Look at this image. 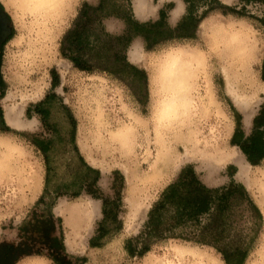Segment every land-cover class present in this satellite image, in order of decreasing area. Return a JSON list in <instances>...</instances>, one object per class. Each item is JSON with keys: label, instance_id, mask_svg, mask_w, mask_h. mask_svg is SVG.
Instances as JSON below:
<instances>
[{"label": "rangeland", "instance_id": "374dc122", "mask_svg": "<svg viewBox=\"0 0 264 264\" xmlns=\"http://www.w3.org/2000/svg\"><path fill=\"white\" fill-rule=\"evenodd\" d=\"M97 1L70 0L68 9L59 17L62 25L54 41L53 56H47L45 64L41 63L35 68L25 58L28 41L34 38L31 33L32 16L19 5L20 0H0L12 18V33L10 39L3 45L0 58L2 118L3 116L5 118V108L12 107L20 112L22 121L33 122L31 127L23 129H15L3 119L0 122L2 125L0 138L16 144L23 151L22 155L11 160L13 172L0 170V243L16 239L20 229L39 211L50 215L58 224V231L64 236L67 247L65 249L68 251V254L63 255L76 264H195L200 261L197 258L199 255L210 259L214 264H224L221 255L215 250L176 239L158 241L142 256H130L125 251V241L139 234L151 205L164 187L178 175L180 169L185 166L193 167L200 179L209 186L227 184L230 180L229 174L233 172V168L230 167L237 170L235 165L226 163L220 169L210 172L199 160H182L184 152L182 148L180 149L182 153L174 155L168 166H162L158 162L152 127L157 97L153 93L152 79L157 66L170 52L181 48H196L206 55L205 73L208 75L221 118L213 117L210 122H206L202 131L203 136L209 134V126L216 125L219 128L223 120L231 125L232 135L238 114L242 120L244 118L243 113L235 107L227 94L223 62L209 49V33L206 31L205 34H201L199 26L198 34L193 39L161 41L150 50L145 49L141 39L132 41L127 57L145 74L143 83H137L136 77L130 71L123 74V80L100 71L89 74L74 68L62 56L60 46L81 5L84 2L96 4ZM148 1L154 11L155 7H158V0ZM108 2L110 4L108 11L113 13L124 14L132 8L135 9L139 21H152L157 18L156 13L149 16L153 12L146 16L137 12L134 0ZM234 5L238 15L230 13L233 7L228 9L220 6L223 11L217 9L203 20L208 28L212 24H221L227 28L241 30L246 35L253 61L249 69L250 76L260 87L252 105L254 117L264 105V83L261 79L264 25L260 22L264 19V6L260 3H251L244 8V3L239 2ZM193 6L195 15H201L203 12L201 1L194 0ZM102 27L111 36L120 35L125 30L122 19L116 17L103 19ZM135 43L140 46V53L137 59H132L130 51ZM245 86L240 85L242 92L246 91ZM198 93L205 98L204 77L198 82ZM52 102L62 106L74 120L78 149L92 168H88L91 169L90 179L86 177L83 183L80 182L76 194L61 190L60 195L46 199L44 195L46 159L36 143V137L43 132L42 117L46 114H43L42 110ZM97 114L100 125L96 121ZM124 126L133 128L134 139L122 149L111 137L113 132ZM225 145L230 147V139ZM3 153V148H0V157ZM17 169L26 176L32 173L37 175L38 187L35 194L27 187L32 181H28L29 183L26 181V185H22L14 179L11 180L12 176L15 177ZM234 179L245 185L259 206L261 199L264 198L262 191L264 162L258 167L251 166L246 178L239 177L236 173ZM91 194L114 200L120 197L121 201L117 212L120 228L98 242L97 248L89 247V238L102 218L101 201L92 199ZM262 217L264 220L263 214ZM234 219L238 223L234 230L235 235L257 236L250 244L242 243L250 248L245 264H263L264 223L261 225L255 213L243 207L237 208ZM16 264H55V261L48 257H28L22 258Z\"/></svg>", "mask_w": 264, "mask_h": 264}, {"label": "trees", "instance_id": "16d2710c", "mask_svg": "<svg viewBox=\"0 0 264 264\" xmlns=\"http://www.w3.org/2000/svg\"><path fill=\"white\" fill-rule=\"evenodd\" d=\"M193 2L188 0L187 14L175 28L166 23L163 12L154 22H140L130 10L124 14L108 11V0H100L96 6L85 2L63 36L61 54L79 71L89 74L100 71L120 80H123V74L130 71L137 83H143V71L128 61L126 52L129 45L135 38L141 37L145 48L150 50L161 41L192 37L198 22L213 10V7L208 8L197 16ZM251 3L254 2L246 0L244 8ZM232 10L238 14L236 8ZM109 17L124 21L125 30L122 34L111 36L105 32L102 21ZM261 23L264 24L263 19ZM261 78L264 82V65ZM230 142L241 150L251 165L261 163L264 159V105L254 117L253 128L248 136L241 130L238 114ZM230 168H233L232 177L235 168ZM121 184H124L123 177ZM92 198L101 200L102 218L89 240V247L97 248L98 242L120 228L117 212L121 201L120 197L114 200L94 194ZM238 207L255 213L263 225L258 205L241 182L231 179L225 185L211 188L200 180L193 167L185 166L151 205L139 234L125 241V251L130 256H142L150 251L154 243L176 239L213 247L225 264H245L250 248L242 243L250 244L257 236L241 237L234 234L238 227L234 219Z\"/></svg>", "mask_w": 264, "mask_h": 264}, {"label": "bare ground", "instance_id": "6f19581e", "mask_svg": "<svg viewBox=\"0 0 264 264\" xmlns=\"http://www.w3.org/2000/svg\"><path fill=\"white\" fill-rule=\"evenodd\" d=\"M174 1L176 5L171 12L172 21H175L183 10L182 3L178 0ZM69 2L70 0H20L19 5L24 7L33 19L31 33L34 38L28 41V51L25 54L26 60L33 64V67L36 68L41 63L45 64L47 56L51 57L54 41L61 31L62 24L59 17L64 10L68 9ZM134 3L137 12L143 16L153 12L148 0H134ZM206 31L210 37L209 49L223 62L222 70L227 94L235 107L243 113L245 125H250L254 114L252 105L260 87L250 76L249 69L253 61L247 37L243 31L227 28L221 24H212L208 28L203 20L200 24V33L205 34ZM130 52L131 58L137 59L140 46L135 43ZM206 68V55L196 48H181L172 51L157 66L152 79L154 86L152 90L157 97L152 127L158 151V162L162 166H168L174 155L182 153L180 151L182 148L184 149L183 155L181 154L182 160H199L202 166L210 172L220 169L226 163H231L237 167V175L246 178L251 165L238 149L225 145L232 132L229 123L223 120L219 128L211 125L208 128L209 134L202 135L204 124L210 122L213 117H220L208 75L205 73ZM202 77H204L205 98L198 93V82ZM241 84L246 85V91H241ZM20 116L18 110L12 107L5 108V120L9 126L23 129L33 125L31 121H22ZM97 116L96 121L100 125L99 115ZM111 138L120 148L125 149L134 139L133 128L124 126L113 132ZM0 148L4 150L0 157L1 172L10 170L13 172L11 160L15 156L22 155V149L2 138H0ZM13 179L22 185H26V181H32L28 182L27 187L32 194L36 193L38 187L36 174L26 176L17 169L15 177L12 176L11 180ZM262 191L264 192V186ZM258 207L264 216V198L261 199ZM200 256L202 255L197 256L200 261L195 264H214L210 259ZM262 261L264 264V254Z\"/></svg>", "mask_w": 264, "mask_h": 264}, {"label": "flooded vegetation", "instance_id": "af4514ba", "mask_svg": "<svg viewBox=\"0 0 264 264\" xmlns=\"http://www.w3.org/2000/svg\"><path fill=\"white\" fill-rule=\"evenodd\" d=\"M0 10V58L3 45L12 33L11 15ZM1 108V107H0ZM43 132L36 137V143L46 159L45 198L60 195L59 191L76 194L80 182L90 179L86 161L78 149L75 139V123L65 109L51 103L43 110ZM2 117V110L0 109ZM2 119V118H1ZM58 224L50 215L39 211L17 234L16 239L0 243V264H16L22 258L48 257L55 264H76L63 253L66 251L64 236L58 231Z\"/></svg>", "mask_w": 264, "mask_h": 264}, {"label": "crops", "instance_id": "0c3cea01", "mask_svg": "<svg viewBox=\"0 0 264 264\" xmlns=\"http://www.w3.org/2000/svg\"><path fill=\"white\" fill-rule=\"evenodd\" d=\"M99 1L100 0H98L97 2H96V4H91V5H93V6H96L98 3H99ZM178 1H180L181 3H182V5H183V10H182V13L179 15V18L176 20V21H174V22H172L171 21V12H172V9L175 7V1L174 0H163L162 2H160V0H158V7L156 8L155 7V9H154V11H153V13L151 14V15H149V16H152L154 13H156L157 14V18L155 19V20H152V21H140V22H154V21H156L159 17H160V14H161V12H163L164 13V15H165V20H166V23L171 27V28H175V27H177V25L182 21V19L186 16V14H187V9H188V0H178ZM197 1H201V6H202V10L203 11H205V10H207L208 8H211V7H213V10H211V11H209L199 22H198V24H197V27H196V29H195V31H194V34H193V36L192 37H190V38H183V39H193L194 38V36L196 35V34H198V31H199V26H200V24H201V22H202V20L204 19V18H207V17H209V15H210V13L211 12H214V11H217V9H221L220 8V6L221 7H223V8H230V7H233V8H235V5L233 6V4H236L237 2H239V3H244L246 0H197ZM248 1H251V2H254V3H260V4H262L263 6H264V0H248ZM263 1V2H262ZM85 3V2H84ZM88 3V2H87ZM166 3H168L167 4V6H165V4ZM221 9L222 11L224 10V9ZM131 14L133 15V17L135 18V19H137V15L135 14V9H133L132 10V8H131ZM231 14H233V15H238V14H235V13H233V12H230ZM138 20V19H137ZM264 20V19H263ZM123 21V20H122ZM139 21V20H138ZM260 22H261V20H260ZM123 23H124V21H123ZM262 24V23H261ZM262 25H264V24H262ZM135 39H141L142 40V42H143V39L141 38V37H137V38H135ZM134 39V40H135ZM133 40V41H134ZM144 43V42H143ZM145 46V45H144ZM146 49V48H145ZM147 50V49H146ZM127 51H128V49H127ZM126 55H127V52H126ZM128 58V57H127ZM129 61V60H128ZM130 62V61H129ZM131 63V62H130ZM262 65H264V61H263V64ZM262 73V72H261ZM262 79V78H261ZM263 81V80H262ZM264 83V82H263ZM260 110V109H259ZM258 113V112H257ZM257 115V114H256ZM255 115V116H256ZM254 116V117H255ZM254 117H252V119H251V121H250V125H245V123H244V118H243V120L241 119V130L243 131V133H244V135L245 136H248L250 133H251V131H252V128H253V119H254ZM248 130V131H247ZM233 132H234V130H233ZM232 135H233V133H232ZM232 135H231V138H232ZM231 138H230V141H231ZM230 146L231 147H234L235 149H238L240 152H241V150L237 147V146H233L232 144H231V142H230ZM242 153V152H241ZM243 154V153H242ZM243 156H244V158H245V160L247 161V159H246V157H245V155L243 154ZM248 162V161H247ZM264 162V159L261 161V163L259 164V165H251L249 162V164L252 166V167H258V166H260L262 163ZM86 166L88 167V168H92L91 167V165H89V163L87 164L86 163ZM89 170V175H91V169H88ZM181 170V169H180ZM197 173V172H196ZM236 173H237V170L234 172V175L231 177L230 176V174H229V176H230V180L231 179H233V180H235L234 179V176L236 175ZM199 176V175H198ZM200 178V177H199ZM201 180V179H200ZM229 180V181H230ZM202 181V180H201ZM236 181V180H235ZM203 182V181H202ZM236 182H238V181H236ZM170 183V182H169ZM204 183V182H203ZM206 186H208V187H211V188H215V187H219V186H209L208 184H206V183H204ZM244 185V184H243ZM245 186V185H244ZM247 189V188H246ZM248 190V189H247ZM91 196H92V194H91ZM93 199V198H92ZM95 200V199H94ZM96 201H101V200H96ZM100 213H101V204H100ZM101 217H102V214H101ZM97 228V227H96ZM96 230V229H95ZM95 230H94V232H93V234H92V236L95 234ZM91 236V237H92ZM90 237V238H91ZM90 238H89V240H90ZM182 241V240H181ZM185 242H187V243H192V242H188V241H185ZM195 244V243H194ZM196 245H199V244H196ZM200 246H202V247H208V248H211V249H213V250H215L213 247H211V246H207V245H200ZM216 251V250H215ZM217 252V251H216ZM218 253V252H217ZM219 254V253H218ZM220 255V254H219ZM223 261V260H222ZM224 263V262H223ZM225 264V263H224Z\"/></svg>", "mask_w": 264, "mask_h": 264}, {"label": "water", "instance_id": "95a60500", "mask_svg": "<svg viewBox=\"0 0 264 264\" xmlns=\"http://www.w3.org/2000/svg\"><path fill=\"white\" fill-rule=\"evenodd\" d=\"M2 7L0 6V10L2 11ZM2 117H1V114H0V122H2V119L5 121V118H4V116H3V118L1 119ZM6 122V121H5ZM0 126L2 127V125L0 124Z\"/></svg>", "mask_w": 264, "mask_h": 264}]
</instances>
